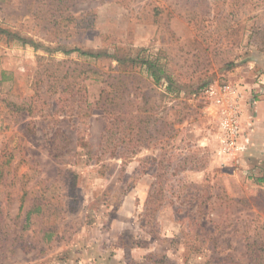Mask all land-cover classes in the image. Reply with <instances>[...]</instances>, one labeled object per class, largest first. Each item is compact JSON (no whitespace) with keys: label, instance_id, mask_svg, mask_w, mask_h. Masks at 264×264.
<instances>
[{"label":"rangeland","instance_id":"1","mask_svg":"<svg viewBox=\"0 0 264 264\" xmlns=\"http://www.w3.org/2000/svg\"><path fill=\"white\" fill-rule=\"evenodd\" d=\"M0 28V264H254L264 160L220 152L199 92L243 89L244 138L264 0H0ZM144 55L170 80L117 69Z\"/></svg>","mask_w":264,"mask_h":264},{"label":"built area","instance_id":"2","mask_svg":"<svg viewBox=\"0 0 264 264\" xmlns=\"http://www.w3.org/2000/svg\"><path fill=\"white\" fill-rule=\"evenodd\" d=\"M256 92V91H255ZM250 96V104L257 102L255 93ZM200 96L209 104L214 120L219 126L220 152L225 155H236L245 150L242 134V101L245 93L236 84L227 81H215L200 90Z\"/></svg>","mask_w":264,"mask_h":264},{"label":"crops","instance_id":"3","mask_svg":"<svg viewBox=\"0 0 264 264\" xmlns=\"http://www.w3.org/2000/svg\"><path fill=\"white\" fill-rule=\"evenodd\" d=\"M245 96L244 98L247 97L248 99V96L246 97ZM243 100H246V99H243ZM248 108H250V105L246 104L243 109L247 110ZM245 119H247L246 124H244L246 126V132L244 133V138H243L245 150L250 155V157H252V159H255V160L263 159L264 160V98L257 100V102L251 106V112L247 114ZM124 208L126 209L127 206H124ZM119 213H120V210H119ZM120 219L121 218L114 220L115 222L113 223V226L116 229H117V226H115L116 225L115 223L117 222L119 223ZM118 229H120L119 226H118ZM125 250H126L125 247L122 246V249L120 247L116 251L120 252V251H125ZM130 251L134 252L133 257H135L136 259H139L137 258L139 257L137 253L142 254V253H145L144 251L147 252L150 250H147V249L144 250L142 248L137 247L135 249L130 248ZM110 256L112 260H114L115 258L119 260L120 258L119 255L117 256L110 255Z\"/></svg>","mask_w":264,"mask_h":264},{"label":"trees","instance_id":"4","mask_svg":"<svg viewBox=\"0 0 264 264\" xmlns=\"http://www.w3.org/2000/svg\"><path fill=\"white\" fill-rule=\"evenodd\" d=\"M0 32L3 34H7L9 37L11 36V32L7 29L0 28ZM19 39H22L24 42L27 40L25 38H22L20 36H16ZM65 53H72L75 51H79L81 55H84L86 57H90L95 61L103 60L105 58H111V54L108 52L103 51H88V50H81L80 48H65ZM124 64H130L131 67H134L135 64H142V66H145L149 74L152 76L155 83H159L163 77H166V79L169 81L170 77L166 75L165 69L163 65L159 62L158 58L151 57L150 55L147 56H137V58H131V57H119L118 58V67L117 69L121 68ZM128 71H126L127 73ZM128 74V73H127ZM253 244L250 245L249 249L251 252V260L254 264H264V244L260 247V249H254Z\"/></svg>","mask_w":264,"mask_h":264}]
</instances>
